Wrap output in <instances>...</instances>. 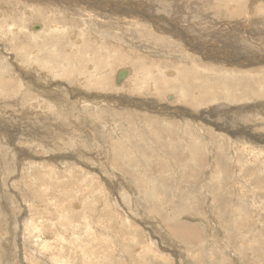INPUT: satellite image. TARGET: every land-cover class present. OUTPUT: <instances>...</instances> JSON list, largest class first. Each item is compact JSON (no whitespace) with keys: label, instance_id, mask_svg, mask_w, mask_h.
<instances>
[{"label":"rangeland","instance_id":"374dc122","mask_svg":"<svg viewBox=\"0 0 264 264\" xmlns=\"http://www.w3.org/2000/svg\"><path fill=\"white\" fill-rule=\"evenodd\" d=\"M192 1H195V0H191L190 4ZM6 3L9 4L8 1ZM188 4L189 3H187L184 6L187 7ZM215 5L216 4H214V6L211 5V7H209L210 10H212L211 15L213 16V17L211 16V19H210L211 25L212 24L217 25L216 22L223 23V24L224 23L227 24V22L230 23L232 21V17H230V14L234 12L235 9H237L236 8L237 5L236 4H234V6H232L233 4H230V5L227 4L228 6L227 5L225 6L224 4L223 6L220 4L216 6ZM217 6H219V8H217ZM47 7L48 6L46 5L44 6L43 4H40V3L37 5L35 4V10L36 8L37 10L35 12H32V14L30 13L26 15V19L24 17H20V16H23V14H20V16H19V12L18 14H16V16L20 18L21 22L24 21L22 23L17 22L22 27H24L22 31L16 34L17 35L16 41L18 42L14 41L16 42V46L14 47L15 49H18V52L20 51L23 52L25 50V47H28L30 44H33L32 46L33 48L34 46H39L38 47L39 50L42 49L43 52L48 51L49 49L50 50L52 49L51 45L47 44L45 47L44 43H42L45 39L44 36H37L35 37L36 39L32 38L29 35V29H28V26L31 22H36L40 24L46 23L48 27L52 25V22H49L50 19L48 17L49 15L46 10ZM2 11H5L3 7H2ZM254 16L258 17L259 18L258 20H260L262 17L264 18V14L262 13H258V14L256 13ZM6 18H10V17H8L6 14ZM70 18L71 16H68V15L66 16V14L65 15L63 14L61 18H60V15L57 16L56 23L60 25L61 30L59 29V33L56 34L57 36L56 40L58 41H54L53 46H55L54 47L55 49L56 46L58 45V50L62 52L64 51L66 44H69V40L71 36H78L80 34L79 30L83 28V22L81 21L78 22L73 19L69 20ZM226 18L228 20H226ZM60 19H62L63 21ZM238 20L239 19L235 21L233 20V22L234 23L239 22ZM12 23L6 22V24L8 25ZM215 25H214L213 30L216 29ZM219 32H221L220 29L212 31V35L219 33ZM126 33H128V31H126ZM87 36L91 38L93 36L92 39L98 43L96 44V47L98 49H96L95 51L99 52V54L102 53L101 58L104 57L102 59L103 61L100 59H98V61L100 60L103 63L104 65L103 68H107V73H110L111 71L115 72L117 68L120 67L118 60H119V57L121 56V52H127L130 50L132 51V49H134V47L130 46L129 44L122 43L120 41H113V40L110 41L111 34L109 33H103L101 35H98L94 31V32H88ZM213 36H212L213 38L212 43L214 42V44H217L219 43V41L222 40L220 37H217V36L213 37ZM256 36L257 38H259L257 42L264 43V38H261L260 35L258 34H256ZM5 38L6 39L2 41V43L4 42V45H8V43L14 44L12 39L7 38V37ZM55 43H57V45H55ZM220 45H223V44H220ZM178 47H179L178 49H180L179 50L180 52L184 50L182 46H178ZM117 49L119 50L115 52V50ZM11 52L14 54L18 53L15 50H11ZM62 52L60 53V55H62ZM138 52L139 54L141 53L142 57L149 59V63L147 64L145 63V66L148 67L146 68L147 72L150 71L151 68L154 66L152 61H155L156 62L155 66H159L160 68H166V67L172 68L173 62H174V64L177 63V67L180 66V68L190 67L191 73L192 74L194 73L192 69L191 61H183V62L180 61L181 62L180 64L178 60L171 59L168 56L166 57L157 56V55L154 56L151 54L148 55L149 52H146V53L141 52V51H138ZM259 53H261V56L264 57V54H263L264 50L255 52L254 54H252V56H255L254 58H259V56L256 57V55H258ZM105 55H108V56L105 57ZM114 56L115 57L119 56L117 58L118 60ZM249 56L250 58H252L251 54ZM162 58H164V61ZM54 61L56 63H59L58 59L57 60L53 59L52 62ZM69 61L70 60L66 59L62 62L66 63L68 67V68H65V71L68 72L69 70H71L70 72L71 74L65 78V76L68 75L66 74L60 80L62 82H67V84L72 83V80L67 79V78H71V77L73 78L75 76L73 74H75L76 69L78 70V72H84L83 66L79 67V65H81L80 63L76 64V62L73 60L70 62ZM8 63L9 62L3 59V61L0 62V65L4 68L0 67V70L3 72V70L5 69L4 74L5 75L7 74L6 77L11 76L14 79H16L17 78L16 72H14L12 68V63L10 64ZM73 63L74 65H72ZM55 64H52V65L55 66ZM125 64L127 66L131 65L127 62ZM7 68L8 69L10 68V69L8 70ZM135 69L137 68L133 66L134 72H135ZM152 69H153L152 71L154 70L156 71L155 67H153ZM204 69L206 71H211L210 73H216L217 77L221 75L224 76L223 73H226V71L231 70V68H226V69H220V68H214V67L211 68L207 65H204ZM86 71L90 72L89 69H86ZM112 72L109 75L108 86L106 89H103V90L99 88L93 89L86 82L73 83L72 85L74 88L81 90L79 91L81 92L83 96L81 101H85L88 103L92 101H97L96 98L95 99L91 98L90 94L93 96V94L95 95V93L97 94L108 93L112 97L114 95L115 96L118 95L117 97L119 98L124 97L122 101H119L118 99H113L112 101V103L114 104L119 103L118 105H124V104L130 103L129 101L130 99H127V98H130L131 96H133L134 98L137 97L138 99L141 98L146 101L149 100L150 98H159L161 101L163 100V98H165L164 101H166V98L168 95L174 94L175 98L178 99V100H175V102L179 106L189 107L190 105L188 106V103L193 105L191 100L194 97L192 95H189V96L182 95L180 94L181 92L179 90L169 91V92L164 93V95L163 94L158 95L154 92L143 91L142 90L143 87L142 89L140 87L138 89L136 88L137 89L136 91L134 84H131L133 77L128 81V83H125L126 85H124L123 90L119 92L117 91V89L121 87L124 82L121 84V86L116 87L117 85L115 86V82H113L114 76L112 75ZM46 74L50 77L54 76V74L51 72H46ZM254 74L256 73L254 72ZM257 75H258L256 76L257 78L259 77L260 80H264V75H262L261 73ZM179 76L181 77V75ZM192 77L193 79L182 81L181 83L185 85V83L188 84L189 82L190 85L194 86L195 75L193 74ZM174 80L181 87V83H179V79H177V76H175ZM210 80H216V79L210 78ZM45 81L47 82L48 79L43 78L42 80L40 78L39 81L37 82L35 81L36 82L35 86L33 85L35 88L33 87V89L31 90V95H30L33 105L31 104L30 99H26V98H23L21 100L22 101L21 103H24L23 105L26 110H31L30 107H34L35 109L33 108L32 110L33 113H38L37 111H40L42 109H44V111L45 110L48 111L51 109L50 111L53 116L51 117V120H53V123L55 125H57L60 121L63 120L62 121L63 123L61 126L65 128V131H64V128L60 129L62 132H60L61 135L57 136L58 140L52 143L54 145L52 148L49 147V149L47 150L43 148V145H41L40 142L35 144L34 149H31L30 139H29V136L26 135V133H23L21 135L22 137L21 141H19L18 137H15V139L20 142V143L18 142V146L20 148L25 147L23 149H25L26 153H28V149H29L31 151V154H36L41 157H51L52 159H50L49 161L51 163H53L54 161H57L60 157L68 153L70 154L74 153L77 155L85 154L86 163H92V165L95 163L94 160L98 158L99 159L98 161L99 170L101 171L102 174H99L98 171L85 168V167L84 168L77 167V169L75 168L74 170H72L70 168V163H67V165H65L66 167L65 166L61 167L57 165L52 168L49 166H44V167L40 166L33 160L27 161L25 160V158L23 157L21 158V153L19 154V151L15 150L14 146L10 143L11 137H8L10 136V134L0 130V193H1L0 194V206H1L0 207L1 209L0 210V258H1L0 264H3V263L4 264H39L40 260L39 258L38 260L36 258L39 255L35 254L34 256H32L30 254L29 256H32V257H29L28 254L24 253L23 251L25 244L28 241H29L28 244L30 246H32L33 248L36 247V248L41 249L43 253H40V254L41 255L43 254L46 256L47 254L44 253V249L41 248L42 245L40 246V244L47 243V242L50 243L51 247L48 246L50 247V249L46 248V251L48 250L49 253L53 252L54 254L57 253L59 255L60 254L63 255L65 259L64 262L68 264H73V262L75 264H83L81 262V259L83 258H84L85 264H86V261L88 264H181V263L189 264L188 260H191L190 264H194V263L195 264H264V149L262 148L253 149L251 147L252 146L251 144L249 145V147L242 145V144L237 145L236 142L238 141H236L235 138L234 139L230 138V136L226 135V133H223V134L217 133V132L215 133V129H213V131H211L210 133L211 135L210 145H206L208 146V151L206 153L203 151L199 153L198 151V153L202 155L203 159H207L206 163L209 164V166H207L206 171L203 170L204 173H198L196 172V169H192L193 168L192 166L183 167V162L178 160L179 157L177 156V155L179 156L183 155L184 146L186 145L185 143L191 139H196L197 136L199 135L198 132L196 131L195 133L193 132L194 136L192 137L190 136L188 132L189 130L188 128L183 129L182 128L183 126L179 127L181 130L178 127L170 128L166 126L167 122L165 120H162V122L160 121L161 122L160 123L158 120V117H156L155 115H153L152 117H148L149 119L152 118L150 120H144L142 118H139V117H145V115L143 116L142 113H146V112L144 111L142 113H139L138 107H131V108L126 107L128 108V110L126 111L124 110V107L120 106L117 108H108L106 104L107 110H105V109H102L104 107L100 108L98 105H96L94 108L93 105L91 106L90 104L88 106V109L77 107L80 111L74 110L75 113L74 112H72L71 114L69 112L67 113L65 107L62 108L61 106H59L60 103H58L57 101L53 100L52 98L50 99V97H48V99L50 100H46L42 97L43 96L42 91L44 90V88L40 87V85L42 84L45 87ZM51 81L52 82L50 84L58 82L59 79L52 78ZM245 81L247 82L251 80L244 79L243 77H238V75H235L233 78L231 77L229 78L226 76L223 79L221 78V80L219 79V81L216 80L215 89L213 91L215 95L214 97L216 100L213 99V101H216L219 104L217 107H223L225 110L230 111V109L227 108L228 106H226V102L229 100L235 103V100L232 98L231 95H236V94L243 95L246 97L247 95L249 97H254L256 96L255 94H259V98L264 99V83H261L259 85L257 84V82H254V84L249 83L250 85L246 87V85H248V82H247V84L244 83V87L241 88L242 89L241 92L237 91V89H239V87L242 85L241 83ZM186 87H189V85ZM2 91L6 93L5 90H2ZM29 91L30 90H27V92ZM5 93L0 94V96H2V98H6ZM74 94L75 96H77L78 95L77 91H75ZM207 95H211L210 92H208ZM68 97L69 96L67 94V100L69 99ZM13 98L16 99L14 96H11V99ZM248 100L255 101L254 98H249ZM102 101H105V100L102 99ZM12 102L15 103L16 100ZM206 102L209 104L208 101ZM29 105H32V106H29ZM11 109L13 111L14 108H11ZM109 109H111V111H108ZM130 110H133V111H130ZM136 111H137V114L139 113L138 118L131 115L133 114L132 112H136ZM106 112H109V113H106ZM8 113L10 112L8 111ZM43 114L45 113H42V115ZM72 114H75L76 116L74 117ZM13 116L3 115V117H0V120L5 121L6 125L8 126L9 124H7L8 123L7 118L12 119ZM84 116L87 117V120L89 122L87 120H84V122H82ZM65 117H67V119ZM15 118H17V116ZM34 118L38 119L39 116H36L34 114ZM155 122L156 124H154ZM258 122L259 124L264 123V120H258ZM3 125L5 124L3 123ZM15 126H16V123H15ZM174 126L176 127V124H174ZM162 129H164V131ZM170 129L172 130V133H170L171 131ZM258 130L260 131L259 137L261 138L262 133L264 134V128H259ZM160 132L164 134H169L168 135L169 138L173 137V142L169 143L165 137L163 138L166 140V142L158 141L159 137L156 135L160 134ZM182 132H184V135H182L183 134ZM3 133L4 134L6 133V134L4 135ZM196 134L197 136H195ZM179 135H182L181 137L183 138V140L180 138ZM65 137L67 138L66 140H65ZM147 137H148V140H146ZM154 137H156L155 140H154ZM262 137L264 138V136ZM59 138L60 139L63 138V139L60 140ZM152 141H153V144H152ZM112 143H113V146L111 145ZM193 143L194 142L192 141L191 145ZM198 143L201 146L202 141L199 139ZM154 146L155 147L157 146L159 149H157V147L155 148ZM221 148L223 149L221 150ZM210 149L211 151H209ZM117 150L122 153H117L116 152ZM124 153L126 154L127 159L129 158L130 160L129 163L131 165L129 168L120 165L119 162L116 161V158L119 161L123 160L121 159V157ZM19 158H21L22 162H24L23 164L19 165L18 163ZM63 158H60V159H63ZM35 163L36 165H34ZM145 164H149V165L147 166ZM31 165H34L36 167L33 169ZM86 165L90 166L89 164H86ZM141 166L142 168H140ZM48 171H55V172H52L51 176L48 178L49 175H46ZM62 174L65 176L63 177ZM204 174H206V177L204 176ZM59 176H61L62 179H60ZM122 176H123V179H121ZM124 176L127 177L128 179L125 180L126 178L124 179ZM102 177H104L105 179ZM107 180H110V181H107ZM215 180H216V183H215ZM108 182L109 183L112 182L114 188H112V186H110ZM215 184H218V185H215ZM34 188L35 189L39 188L43 191L42 192L43 195L41 199L44 200L45 206H48V207H55V206L59 207L60 206L59 208L63 206L64 208L68 207L66 209V212H67L68 209L69 210L70 208L72 209L75 203H78L80 205L94 203L95 207L102 208L106 212L105 213L106 215L110 217L109 213L111 212L114 214L115 217H113V220L111 219L112 224L111 223L107 224V222H103L101 220V224L96 223L94 225L93 223L94 221H91L90 223V220H89L90 224L88 228H91L90 229L91 232L93 231L92 233H95V230L96 231L100 230L101 232L100 234H98L100 236H98L99 238L96 240L97 242L96 241L92 242V239H90V238H93L94 235H88L87 233H85L86 228L83 227L84 223H81L82 228L80 230V233L82 234L81 239L82 240L85 239V240L76 241L75 243L77 245H75V243L70 244L69 241L67 242V238L72 239L78 235H74L75 236L74 237L73 235H71L72 232L69 233L68 230L64 231V227L62 226H60V228L57 227L58 229H60V231L57 229L56 231L53 228L55 232H58V234L55 235L54 238H52V236H54L53 234L52 235L50 234V238H47V235H49V233L48 234L45 233L44 235L45 237L42 236L38 238L39 239L38 241L34 236H37L38 234L40 236L41 235L40 233L44 234L45 231L43 229L44 228L48 229L51 226L46 225L45 227L44 226L41 228L39 227L40 229L33 228L34 231L32 232L26 231V228H27L26 225L29 222L34 223V224L31 223V226L32 225L34 226V225H38L35 223H39V220H40V218L35 219L37 221L33 220L34 218H32L33 217L31 215L32 212L30 211V210H33V208H30V206L33 205L38 208L39 206H36V205L41 206L43 204L41 202V199L37 197L33 198V196L30 197L26 195L28 191H32ZM50 188H53V189L49 191ZM67 190H69L70 192ZM58 192H59V195H58ZM3 193H4V196H2ZM75 195L76 196L78 195L77 197L79 198L77 199L75 198L73 202L71 199H73V197H76ZM114 195H116L117 197ZM17 197H21V198L19 199ZM5 198H7V200ZM26 201L28 202L26 203ZM53 202L54 203L56 202V203L53 204ZM30 203H32V205ZM61 203H63L64 205L62 206ZM242 203L244 204L242 205ZM28 204L30 205L28 209V213H26V216L23 218V216L25 215L23 211L24 210L27 211ZM181 207L183 208L184 211L182 210ZM6 208H8V211H6ZM64 208H62V210ZM2 209L3 210L5 209V210L3 211ZM74 209H76L75 206H74ZM100 210L101 209L99 210L97 209L95 212L99 213ZM95 212L92 211L91 214ZM181 212H183L184 215H182ZM12 214L13 215L19 214V217L15 219ZM21 214H22V217H21ZM101 214H103V212ZM10 216H12L11 217L12 219L10 218ZM88 217L90 216L88 215ZM51 218H50V222L52 221ZM13 219L17 220L16 222H18L20 219L21 220L18 223H15V220L13 221ZM90 219L92 220L91 217ZM200 219H204V220L202 221ZM10 220H12V222L14 223V226H12L13 223ZM25 220L29 222L27 221L25 222ZM77 221H80V218H78ZM23 222H25L26 224H24ZM169 222H178L177 224H186L190 226L191 224H193V226L194 225L199 226L201 240L203 238L204 239L199 242L197 241V243L194 241L193 244L192 243H182L179 241V239L176 236L174 237V235L168 232V230L166 229V224H169ZM51 223H53V221ZM194 223H196L197 225ZM213 224H219V225H213ZM204 228L205 230L207 229L208 230L205 231ZM12 229H13V232H12ZM37 230H40V231H37ZM217 230L219 231L217 232ZM201 232L203 234L204 232L205 234L206 232L207 234L208 233L209 234L208 235L206 234L207 235L206 236L205 234L203 235ZM213 233L215 234V236ZM64 235L66 236L65 241L58 242V238L60 239ZM83 235H85V237ZM30 236H33V239ZM41 238H42V241L40 240ZM158 238H161L162 240ZM172 238L174 241L172 240ZM205 238H207V240ZM212 238L213 240H211ZM6 240H7V243H6ZM23 240L26 241L25 244H23L24 243ZM205 240L206 242H208L207 244L205 243ZM170 241H172V244L170 243ZM28 244L26 245V248ZM204 244H205V247H204ZM202 245H203V248L205 249H201ZM211 245H212V248H211ZM73 247H77L75 252L69 251V249ZM163 247L164 248L167 247L166 250ZM169 248H171L173 251L171 249L169 250ZM207 249H209L210 251L208 250L206 252ZM203 250L205 251V253H203L204 252ZM8 251L10 252L13 251V252L12 254L8 255L6 254V253H10ZM76 251L78 252V255H77V258H74ZM200 252H202L203 254ZM183 253L186 256H184ZM182 256H184V258H182ZM205 259L209 261H206ZM222 259H225V260H222ZM29 260L31 261L29 262ZM221 261H224V262H221ZM226 262H231V263H226Z\"/></svg>","mask_w":264,"mask_h":264},{"label":"bare ground","instance_id":"6f19581e","mask_svg":"<svg viewBox=\"0 0 264 264\" xmlns=\"http://www.w3.org/2000/svg\"><path fill=\"white\" fill-rule=\"evenodd\" d=\"M7 1L9 2V4L6 3ZM190 1L191 0H0V42H1L0 43V62H2L4 59L7 62H9L8 64L12 63V68H13L14 72H16V77L18 78V79L17 78L14 79L11 76L6 77L7 74L6 75L4 74L5 69L3 70V72L0 70V94L5 93L2 90L6 91V93H5L6 98H2V96H0V117H3V115H5V116L6 115H8V116L14 115L13 118L11 117L12 119L7 118L8 119L7 124H9L8 126L6 125L5 121L0 120V130L10 134V136H8V137H11L10 143L14 146L15 150L19 151V154L21 153V158L23 157L27 161L33 160L38 165L43 166V167L49 166L52 168L54 166H57V165L62 167V166L67 165V163H70V168L72 170H74L75 168L77 169V167H83V168L85 167V168H89V169H93L95 171H98L99 174H102L101 171L99 170V163H98L99 159L98 158H96L94 160L95 163L92 165V163H86V155L85 154L77 155L74 153H71V154L68 153V154H65L62 157H60V158L64 157L63 159L59 158L57 161H54L53 163H51V162H49L50 159H52L51 157H41V156H38L36 154H31V151L29 149H28V153H26L25 149H23L25 147L20 148L18 146V142L21 141V138H22L21 135L23 133H26V135H28L29 139H30V144H31L30 148L31 149H34L35 144L40 142L41 145H43V148L45 150H47V149H49V147L52 148L54 146L52 143H54L56 140H58L57 136L61 135L60 132H62L60 129L64 128L63 126H61L63 123L62 122L63 120L60 121L57 125H55L53 123V120H51V117H53L52 113L50 111L51 109L48 111L45 110L46 112L44 111V109H42L40 111H37L38 113H33L32 110L34 107H30L31 110H26L24 108V105H23L24 103H21L22 102L21 100L23 98L30 99L31 104L33 103L32 99L30 98L31 97L30 96L31 90L33 89V87L35 86V83L37 81H39L40 78L42 80H43V78L48 79L47 82L45 81V87L42 84L40 85V87L44 88V90L42 91V94H43L42 97L46 100H50L52 98L53 100L57 101L58 103H60L59 106H61L62 108L65 107L67 113L68 112L70 114L72 112L75 113V111L79 110L78 108L88 109V106L90 104H91V106L93 105L94 108L96 105H98L100 108L104 107L102 109H105V110H107L106 104H107L108 108H117V107L121 106V107H124V110H126V111L128 110V108L138 107L139 113H142L144 111L146 112V113H142V115L143 116L145 115V117H139V118H142L144 120H150L152 118L149 119L148 117H152L153 115H155L156 117H158L159 122L160 121L162 122V120H165L167 122L166 126H168L170 128H177V127L179 128L180 126L181 127L183 126L182 127L183 129L188 128L189 129L188 132H189L190 136H192V137L194 136L193 132L194 133H195V131L198 132L199 135L198 136H197V134L195 135V136H197L196 139H191L185 143L186 145L184 146L183 155L182 156L177 155L179 157L178 160L183 162V167L184 166L185 167H188V166L191 167L192 166L193 167L192 169H196V172H198V173H204V171L207 170V166H209V164L206 163L207 159H203L202 155H200L199 153L202 151L206 153L208 151V146H206V145H210V137H211L210 133H211V131H213V129H215V133L216 132L222 133V134L226 133V135H229L230 138H233V139L235 138V140L238 141V142H236L237 145L242 144V145L249 147V145L251 144L252 145L251 147L253 149H259V148L264 149V138L262 137V136H264V134L262 133V135H261L262 139H261L259 137L260 131L258 130L259 128H264V123L259 124V122H258V120H264V99L259 98V94H255L256 96H254V97H249L248 95L246 97V96L237 95V94L231 95L232 98L235 100V103H233L232 101H229V100L226 102V106H228L227 108H229L230 111L225 110L223 107H217L219 104L216 101H213V99L216 100L214 97L215 96L214 92H213L215 89L216 80L219 81V79L221 80V78L223 79L226 76L229 78L230 77L233 78L235 75H238V77H243L244 79L251 80V81H247L248 85H246L247 84L246 81L241 83L242 85L239 87V89H237V91H240V92L242 91L241 88L244 87V83H246L245 84L246 87L249 86L250 84H254V82H257L258 85L261 83H264V80H260L259 77L258 78L256 77V76H258L257 74H260V73L262 75H264V57L261 56V53L256 55V57L259 56V58H254L255 56H252V54H254L255 52L264 50V43L263 42L262 43L257 42L259 40V38H257V36H256V34H258V35H260L261 38H264V18L262 17L260 20H258L259 18L254 16L256 13L257 14L258 13L264 14V0H195V1H192L191 4H190ZM39 3L43 4L44 6L45 5L48 6L46 8V10H47V13L49 15L48 17L50 19L49 22H52V25H50V27H48L46 23L40 24V23H36V22H31L28 26L29 35L32 38H35L37 36H44L45 39L42 43H44L45 47L47 44L51 45L52 49L51 50L49 49L48 51L43 52L42 49L39 50V48H38L39 46H34V48H33L32 47L33 44H30V45L28 44L29 46L25 47V50L23 52L22 51L18 52V49H15V47H14V46H16V42H18V41H16V39H17L16 34L20 31H22L24 29V27H22L19 24L21 22V20L19 17L16 16V14H18V12H19V16H20V14H23V16H20V17H24L26 19V15H28L30 13L32 14V12H35L37 10V8L35 10V4L37 5ZM187 3H189V4L187 7H185L184 5H186ZM222 3L225 6L227 4H229V5L233 4L232 6H234V4L237 5V7H236L237 9H235V11L230 14V17H232V21L230 20L231 22L230 23L227 22V24L226 23L223 24V23H219V22L215 21L217 25H215V24L211 25L210 19L212 16L211 15L212 10H210L209 7H211V5L214 6V4H216V5L220 4L223 6ZM2 7L4 8L5 11H2ZM217 8H219V6H217ZM6 14L10 18H6ZM63 14L64 15L66 14V16L67 15L71 16V18L69 20L73 19V20L78 21V22H80V21L83 22V28L79 30L80 34L78 36H71V38L69 40V44H66L65 49L62 52V51L58 50L57 43H55V45H57V46L54 49L55 46H53L54 45L53 42L58 41V40H56V37H57L56 34L59 33V29L61 30L60 25L56 23L57 22V16L60 15V18H61ZM258 16H260V15H258ZM222 17H224V16H222ZM218 19H219V17H218ZM237 19H239L238 20L239 22L234 23L233 20L235 21ZM60 20H62V19H60ZM226 20H228V19L226 18ZM6 22H11V23L13 22V23L8 25V24H6ZM17 22H19V23H17ZM22 22H24V21H22ZM70 22H72V21H70ZM54 23H56V24H54ZM4 25H6V26H4ZM214 25H215L216 29L213 30ZM219 29L221 32L213 34L214 35L213 36L212 31L219 30ZM94 31L98 35H101L103 33H109V34H111L110 41L111 40L120 41L122 43H126V44H129L130 46L134 47V49H132V51L126 50L127 52H121V56L120 57L118 56L119 60L117 59L118 57L114 56L118 60L119 65H120V67H118L115 72L111 71L112 75L114 76L113 82H115V86L117 85L116 78H117V74L119 73V71H121V70L127 71V76L121 82V84L124 82L123 85L121 86V84H120V85L116 86V87L121 86L117 89V91L120 92L121 90H123L124 85H126L125 83H128V81L133 77L134 80L132 79L131 84H134L136 91L139 87L141 89L143 87V89H142L143 91L154 92L158 95L159 94L164 95V93H166V92L179 90L181 92L180 94H182V95H187V96L192 95L194 97L191 100L193 105L188 103V106L190 105L189 107L179 106L175 102V100H178V99L175 98L174 94L168 95L166 98V101H164L165 98H163L162 101L159 98H150L149 100L146 101V100H143L141 98L138 99L137 97L134 98L133 96H131L130 98H127V99H130L129 100L130 103H127L124 105H118L119 103L118 104L112 103L113 99H118L119 101H122L124 99V97L119 98V97H117L118 95H116V96L114 95L112 97L108 93H105V94L95 93V95L93 94V96L90 94V97L94 98V99L96 98L97 101H92L90 103L85 102V101H81V99L83 97L81 92H79L81 90L74 88L72 85L73 83H75V82H80V83L86 82L93 89L99 88V89L103 90V89L107 88L108 82H109V75L111 74V72L107 73V68H103L104 65L100 61L104 58V57L101 58L102 53L99 54V52L95 51L96 49H98L96 47V44H98V43L92 39L93 36H92V38L89 37L90 35L87 36L88 32H94ZM126 31H128V33H126ZM45 34H46V36H45ZM95 36H97V35H95ZM212 36L213 37H216V36L220 37L222 39L221 40L222 43H221V41H219V43L223 44V45H220L219 43L214 44V42L212 43V41H213ZM5 37L12 39L13 42L14 41H16V42H14V44L8 43V45H4V42L2 43V41L4 39H6ZM44 37H42V38H44ZM42 38H40V39H42ZM113 41H112V43H113ZM22 43H24V42H22ZM178 46H182V48L184 50L182 52H180L179 51L180 49H178L179 48ZM11 47H12V49H11ZM11 50H15L18 53L14 54L11 52ZM107 50H109V49H107ZM118 50L119 49L115 50V52ZM137 50L141 51V52H145V53L149 52L148 55L151 54L154 56L155 55L165 56V57L168 56L171 59L178 60L180 64L183 61H191L192 62V69L194 72L193 74L195 75L194 86L190 85L189 82H188V84L185 83V85H183V83H181L182 81H187V80L193 79V77H192L193 74L191 73L190 67L189 68H180V66L177 67V63L174 64V62H173L172 68H170V67L160 68L159 66H155V64H156L155 61H152V63L154 64V66L153 65L152 66L156 68V71L155 70L152 71L153 70L152 69L153 67H152L151 70L147 72L146 68H148V67L145 66V63L146 64L149 63V59L142 57L141 53L139 54V52ZM232 50H234V51H232ZM61 52H62V55H60ZM115 52H113V53H115ZM250 54H251L252 58H250V56H249ZM98 55H100V56H98ZM114 55H116V54H114ZM107 56L108 55H105V57H107ZM260 56H261V58H260ZM53 59H55V60L58 59L59 63H56L55 61L52 62ZM66 59H68L70 61L73 60L76 62V64L80 63L81 65H79V67L83 66V69H84V72H78V70L75 68L76 71H75V74H73L75 76L73 78L72 77L67 78V79L72 80V83H70V84H67V82L60 81L66 74H68V75H66L65 78L71 74L70 73L71 70H69L68 72L65 71V68H68V67H67L66 63H63L62 61L66 60ZM86 59H88V60H86ZM98 59H100V60L98 61ZM162 59L164 61V58H162ZM165 61H167V60H165ZM126 62L131 64V65L127 66L125 64ZM74 63L72 65H74ZM104 63H105V61H104ZM185 63H187V62H185ZM52 64H55V66H53ZM67 64H68V62H67ZM168 64H166V65H168ZM170 64H171V62H170ZM204 65H207L211 68L212 67L220 68V69L231 68V70H228V71H226V73H223L224 76L221 75V76L217 77L216 73H210L211 71H206L204 69ZM133 66L137 68V69H135V72L133 70ZM0 67L4 68L1 65H0ZM86 69H89L90 72L86 71ZM8 70H7V72H8ZM46 72H51L54 74V76L50 77V76H48L49 73L47 75ZM254 72L256 74H254ZM179 75H181V77ZM154 76H156V77H154ZM175 76H177V79H179V83H181V87L174 80ZM190 77H192V78H190ZM52 78L53 79H59V81L50 84L52 82L51 81ZM210 78H213L216 80H210ZM15 80H16V82H15ZM188 85H189V87H186ZM10 90H12V91H10ZM27 90H30V91L27 92ZM75 91H77V93H78V95L76 94L77 96H75V94H74ZM34 92H33V94H34ZM208 92H210L211 95H207ZM65 93L68 94V96H69L68 98L70 100L69 99L67 100V94H65ZM11 96H14L16 99H14V98L11 99ZM48 97H50V99H48ZM249 98H254L255 101H249L248 100ZM102 99H104L105 101H102ZM15 100L17 102V103L15 102L16 104L12 102ZM206 101H208L209 104ZM84 104H86V105H84ZM32 105H29V106H32ZM53 105H54V103H53ZM93 107H91V108H93ZM126 107H128V108H126ZM11 108H14L13 111ZM7 110L10 113H8ZM108 111H111V109H109ZM130 111H133V110H130ZM42 113H45V114L42 115ZM61 113H62V111H61ZM106 113H109V112H106ZM132 113H133V114H131L132 116L138 118L139 113L137 114V111L132 112ZM34 114L36 116H39V118L35 119ZM72 115L74 117L76 116L75 114H72ZM80 115H81V113H80ZM16 116H17V118H15ZM65 118L67 119V117H65ZM84 120H87L86 116H84L83 121L82 120L81 121L84 122ZM14 122L16 123V126H15ZM3 123L5 125H3ZM163 123H165V122H163ZM154 124H156V122ZM174 124H176V127L174 126ZM150 125H151V123H150ZM162 130L164 131V129H162ZM64 131H65V128H64ZM157 133H158V131H157ZM170 133H172V130L170 131ZM182 133H183L182 135H184V132H182ZM212 134H214V133H212ZM168 135L169 134H164V133L160 132V134H158L156 136L159 137L158 141H160V142H163V141L166 142V140H167L169 143L170 142L172 143L173 137L169 138ZM182 135H179V136L183 140V138L181 137ZM15 137H18L19 141H17L15 139ZM144 137H146V136H144ZM163 137H165L166 140ZM63 138H61V139H63ZM66 139L67 138L65 137V140ZM155 139H156V137H154V140ZM197 139H198V141H199V139L202 141L201 146L198 143ZM146 140H148V137L146 138ZM192 141L194 143L191 145ZM152 144H153V141H152ZM156 144H158V143H156ZM111 145L113 146V143ZM158 145H160V144H158ZM174 148H175V146H174ZM157 149H159V148L157 147ZM222 149L223 148H221V150ZM198 151H199V153H198ZM209 151H211V149ZM116 152L122 153L118 150ZM129 152H130V150H129ZM217 153H219V152H217ZM72 154H74V155H72ZM75 155H77V156H75ZM21 158H19V162H18L19 165L24 163V162H22ZM170 158H172V157H170ZM121 159H123L124 161L123 160L119 161L117 158H116V161L119 162L120 165L129 168L131 165L129 163L130 160H129V158L127 159L125 153L122 155ZM139 161H140V159H139ZM210 162H212V161H210ZM36 163L34 165H36ZM86 164H89L91 167L86 165ZM34 165H31L33 169L36 167ZM145 165L148 166L149 164H145ZM197 165H198V167H197ZM97 166H98V168H97ZM140 168H142V166ZM75 171H77V170H75ZM52 172H55V171H48V173L46 174V175H49L48 178L51 176ZM206 174H208V173H206ZM206 174H204L205 177H206ZM62 176L64 177L65 175L62 174ZM59 177H60V179H62L61 176H59ZM104 177H102V178H104ZM12 179H14V178H12ZM121 179H123V176ZM124 179L127 180L128 178L124 176ZM216 180H217V178H216ZM216 180H215V183H216ZM62 181H64V180H62ZM107 181H110V180H107ZM109 185L112 186V188H114L112 182H110ZM215 185H218V184H215ZM46 188H48V187H46ZM46 188H44V189H46ZM51 189H53V188H50L49 191ZM33 190L28 191L26 193V195H28L30 197L33 196V198L37 197V198L41 199V197L43 195V193H42L43 191L39 188H36V189L34 188ZM69 190H67V191H69ZM150 191H151V189H150ZM11 194H12V192H11ZM53 195H55V194H53ZM58 195H59V192H58ZM2 196H4V193ZM18 196H20V195H18ZM77 196L73 197V199H71L70 197L69 198L73 201L75 198L76 199L79 198ZM114 196H116V195H114ZM44 197H45V195H44ZM17 198L20 199L21 197H17ZM5 199L7 200V198H5ZM3 200H4V198H3ZM83 201H81V202H83ZM27 202L28 201H26V203ZM41 202L43 203L41 206L36 205V206H39L38 208L33 206L32 203H30L32 206H30L28 204L27 205V211H25V210L23 211V213L25 214L23 216V218H24L26 216V213H28V209L30 206V208H33V210H30L32 212L31 213V215L33 216L32 218H34L33 220L40 218L39 223H35L38 225H34V226L33 225L31 226L32 222L30 223L29 221L25 220V222L26 221L29 222L26 225V227H27L26 231L27 232H30V231L32 232V231H34V229H38L39 227L41 228L43 226L45 227L46 225L51 226L48 229L44 228L43 230L45 232H44V234L40 233L41 234L40 236H39V234L37 236H34L33 235L34 233L32 234L38 241H39L38 238L44 236L45 233H47V234L49 233V235H47V238H50V234L51 235L53 234L54 236H52V238H54L55 235L58 234V232H55V230L57 229L60 231V229H58V228H60V226H62V227H64V231L68 230L69 233L72 232L71 235H73V236L78 235L76 237L74 236L75 238H72L73 240L71 238H67V242L69 241L70 244L75 243L76 241L82 240L81 239L82 234L80 233V230L82 228L81 223H84L83 227L86 228L85 233H87L88 235H94L93 238H90V239H92V242H93L99 238L98 236H100V235H98V234H100L101 232H100V230H98V231L95 230V233H92L93 231L91 232V230H90L91 228H88L91 221H94L93 222L94 225L96 223L101 224V220L103 222H107V224H110L111 219L113 220V217H115L114 214L111 212L109 213L110 214V217H109L108 215L105 214L106 212L102 208H96L94 203L83 204V205L75 203L74 206L76 209H74V206H73L72 209L70 208V210L68 209L66 212V209L68 207L66 205L67 208H64L63 203H61L63 207L59 208L60 206L59 207L45 206L44 200H42V199H41ZM41 202H39V203H41ZM55 203L53 202V204H55ZM243 204L244 203H242V205ZM70 207H71V205H70ZM62 208H64V209L62 210ZM97 209L98 210L101 209L99 211V213L95 212ZM71 210H72V212H71ZM182 210H183V208H182ZM232 210H230V211H232ZM6 211H8V208H6ZM92 211H94L95 213L91 214ZM102 212H103V214H101ZM190 213H192V212H190ZM181 214L184 215L183 212H181ZM88 215L92 218V220L90 219V217H88ZM13 216L15 219H17L19 217V214H15ZM11 217L12 216H10V218ZM21 217H22V214H21ZM27 217H28V215H27ZM7 218H8V216H7ZM50 218L53 221V223H51L52 221L50 222ZM78 218H80L81 222L77 221ZM218 218H220V217H218ZM1 219H2V217H1ZM15 219H13V221ZM89 220H90V223H89ZM200 220L203 221L204 219H200ZM10 221L12 222V220H10ZM16 221L17 220H15V223L19 222V221L18 222H16ZM35 221H37V220H35ZM25 222H23V223L26 224ZM12 223H11V225H12ZM177 223L178 222H169V224H166V229L168 230V232L172 233L174 235V237L176 236L180 242L193 244L194 241L197 243V241L199 242V241H202L204 239L203 238L201 240V234H200V229H199L200 227L199 226H195V225L193 226V224H191V226H190V225H186V224H177ZM32 224H34V223H32ZM194 224H196V223H194ZM71 225H72V227H71ZM209 225H208V227H209ZM213 225H219V224H213ZM12 226H14V223ZM15 226H17V225H15ZM105 226H106V224H105ZM172 226H174V227H172ZM208 227H206V228H208ZM53 228L55 230H53ZM167 230H166V232H167ZM204 230H205V228H204ZM207 230H205V231H207ZM212 230H213V228H212ZM16 231H17V229H16ZM37 231H40V230H37ZM209 231H211V230H209ZM218 231L219 230H217V232ZM12 232H13V229H12ZM41 232H42V230H41ZM36 233H38V232H36ZM204 234H205V232H204ZM206 234H207V232H206ZM33 236H30V237H32V239H33ZM83 236L85 237V235H83ZM214 236H215V234H214ZM10 237H12V236H10ZM65 238H66L65 235L60 239L58 238V242L65 241ZM207 238H205V239L207 240ZM158 239H161V238H158ZM40 240L42 241V238ZM83 240H85V239H83ZM172 240H173V238H172ZM206 240H205V243L207 244L208 242H206ZM211 240H213V238ZM214 240H216V239H214ZM23 242H22L23 244L26 243V241H24V240H23ZM28 242L25 244L24 249L23 248L22 249H23L24 253L28 254V256L30 254L32 256H34L35 254L39 255L38 257H36L37 260H38V258L40 260L39 264H68V263L64 262L65 259H64L63 255H61V254L59 255L57 253L54 254L53 252L49 253L48 250L46 251V248L50 249V247H51L50 243L47 242V243H41L40 244V246L42 245L41 248L44 249V253L47 254V256H46V255L40 254V253H43L41 251V249L36 248V247L33 248L32 246H30L28 244ZM40 242H38V243H40ZM158 242H160V241H158ZM213 242H215V241H213ZM6 243H7V240H6ZM170 243L172 244V241H170ZM23 244H22V246H23ZM27 244L29 247L27 246V248H26ZM178 244H179V242H178ZM1 245H2V243H1ZM75 245H77V244L75 243ZM212 245H211V248H212ZM48 246H50V247H48ZM199 246H201V245H199ZM67 247H69V246H67ZM204 247H205V244H204ZM76 248L77 247H73V248L69 249V251L75 252ZM166 248H164V249L166 250ZM170 249L171 248H169V250ZM201 249H205V248H203V245H202ZM208 250L209 249H207L206 252ZM10 251H11V249H10ZM10 251H8V252H10ZM12 252L6 253V254L9 255V254H12ZM175 253H177V252H175ZM200 253H202V252H200ZM203 253H205V251ZM77 255H78V252L76 251L74 258H77ZM179 255H181V254H179ZM183 255H184V253H183ZM206 255H207V253H206ZM211 255H212V253H211ZM32 256H29V257H32ZM184 256H186V255H184ZM184 256H182V258H184ZM204 256H205V254H204ZM222 257H224V256H222ZM79 259H78V261H79ZM222 260H225V259H222ZM30 261L31 260H29V262ZM188 261H189L188 263L190 264L191 260H188ZM206 261H209V260H206ZM81 262L83 264H85L84 258L81 259ZM221 262H224V261H221ZM35 263H37V262H35ZM226 263H231V262H226ZM73 264H75V263L73 262ZM86 264H88L87 261H86ZM184 264H186V263H184Z\"/></svg>","mask_w":264,"mask_h":264},{"label":"water","instance_id":"95a60500","mask_svg":"<svg viewBox=\"0 0 264 264\" xmlns=\"http://www.w3.org/2000/svg\"><path fill=\"white\" fill-rule=\"evenodd\" d=\"M126 76H127V71H124V70L119 71V73L117 74V78H116L117 85H120Z\"/></svg>","mask_w":264,"mask_h":264}]
</instances>
